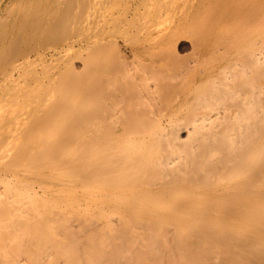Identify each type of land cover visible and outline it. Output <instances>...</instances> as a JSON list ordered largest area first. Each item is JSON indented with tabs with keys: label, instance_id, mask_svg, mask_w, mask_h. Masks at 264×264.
<instances>
[{
	"label": "bare ground",
	"instance_id": "6f19581e",
	"mask_svg": "<svg viewBox=\"0 0 264 264\" xmlns=\"http://www.w3.org/2000/svg\"><path fill=\"white\" fill-rule=\"evenodd\" d=\"M143 1L159 21L170 3ZM113 2L0 0V264H264V0L185 58L171 26L160 33L165 20L151 18L130 46L91 45L90 33L132 40L126 22L118 27L127 5L97 27ZM87 44L76 68L74 55L58 63ZM48 58L58 64L40 68ZM56 174L114 208L110 231L77 235L54 213L66 244L47 232L50 219L35 211L52 197L34 211L28 198Z\"/></svg>",
	"mask_w": 264,
	"mask_h": 264
},
{
	"label": "rangeland",
	"instance_id": "374dc122",
	"mask_svg": "<svg viewBox=\"0 0 264 264\" xmlns=\"http://www.w3.org/2000/svg\"><path fill=\"white\" fill-rule=\"evenodd\" d=\"M117 1L118 0H114V2L111 3L110 6H108L109 8H107L105 11L100 12V14L97 13L96 18L99 20L97 27L98 28H101V27L106 28L108 26V19L106 20L107 16H110V17H114L115 18V15H116V18L118 19V17H120V15H121L120 14V10H121V13L123 14L125 12L124 9L128 6L129 13L128 12L127 13L125 12L126 13V14L124 13L125 16L119 18L121 20V22L119 23L120 25L118 27L120 28V31H122L121 30L122 27H120V26H124V23L126 22L125 23L126 25L124 27H126L129 30H126L125 28H122V29L123 30L125 29V31H127V32L130 31L129 33H126L125 32L128 35V37H130L131 34L134 32V34L136 33L137 34V37H139V38L136 37V34L135 35L133 34V36H135V39L133 40L134 37L131 36V39L132 40H130V42H127V41H125V38L126 37L124 38V36L123 35H120L119 33L115 34V36L114 35H110V36L108 35V37L107 36L106 37H104V36L94 37L93 34L90 33V35H89L90 38H94L93 41H92V39L90 41V44L91 45L96 40L97 41H103L104 40V42H110V40H111L114 43H115V41H117V43H115V44L116 45L120 44L121 47L122 46H126V45L127 46L129 45L130 46L131 45V42H133L132 44H134V41L135 40H136L135 43L137 42L138 39H139V41L142 40V39H140V37L142 38L143 35L141 36V33H140V35H138L139 32H137V31H139L138 29H140V27L143 24L142 20L144 21V19H145L146 22H147L148 21L147 20L148 18L149 19L150 18L151 19L154 18L152 20L150 19L147 22V23L150 24V22L152 23V22L157 21L159 19V18L158 19L155 18L156 17L155 16L156 15L155 13L157 12L156 11V8H157L156 7V4H152L151 5V3H149V2L147 3L146 2L145 5L143 6V4H144V1L143 0H140V1L139 0H135V1L134 0H123V1L119 0L120 2L116 3ZM169 1H170V3H168V6L169 7L166 6L167 9L161 11V14H164V15L160 16V19H161L160 21L165 20V22L163 23V27L162 26L160 27V29H161L160 30V33L161 32H166V30H167L166 33H168L169 32V27L171 26L170 27L171 28L170 29L171 31L168 34L171 33V35H173V37H175V39H173V42L174 41L176 42V43L174 42V44H176V49H177L178 53L181 55V58H185V56H187V54H188V56H190V53H188V51L190 52L191 46L194 43V41H195V43L196 42H201L199 40L202 37H204V41L206 42L207 45H211L212 42H213V44H214V42H215V44H217L218 42H221L223 40V38H225V34L227 33V32H224V30L228 29L229 28V25L230 26H233L232 23H234L235 20H236L234 17L235 16H238V13L239 12H240L239 15H241V13L242 14H246L247 12H250V10H251V4L253 3L254 0H251V2H250V0H249V2H247L248 0H241V2L238 0L239 1L238 4H237V2H235L236 0L235 1L234 0L233 1L232 0H215V1L214 0H207V1H205V0H202V1L201 0L200 1L199 0H188V1L187 0H179V1L178 0L177 1L176 0H169ZM186 1H187V3L190 4L186 8V11H185L186 14H185V12H182L183 14H179V15L176 14V13L174 14L173 12L175 11V9H176V12H177V9L178 10L179 9L181 10V7L185 6L184 4L187 5V3H185ZM121 2H124L125 4H123V3L121 4ZM137 2H138V4H136ZM231 3H232V5H231ZM206 4L209 5L210 8ZM244 4H245V6H244ZM121 5H122V7H121ZM201 5H203V6H201ZM197 6H199V7L197 8ZM146 7H147V12H146ZM194 7H196L197 9L194 10L195 9ZM202 7L203 8L205 7V8L201 10ZM115 8H116L117 11H114ZM131 8L132 9L133 8H136L135 10L137 12L136 11H133ZM233 8H235V9H233ZM126 10H127V8H126ZM132 11L134 12L133 13L134 15L132 14ZM198 11H199V13H198ZM226 11H229L228 13L230 15L229 14L226 15L227 14ZM115 12H116V14H115ZM117 12H119V15L118 16H117V14H118ZM220 12H221V14H220ZM153 13H154V15H152ZM215 13L218 14V15H216ZM170 15H171V17H170ZM180 15H181V17L184 16V19H182L181 17H179ZM219 15L222 18H220L219 20H217L216 18ZM223 15H225L224 18H223ZM104 16H105V18H104L105 19V22L103 20V17ZM121 16H123V15H121ZM200 17H201V19H200ZM124 18L126 20L127 19H129V20L126 21V20H124ZM179 18H180V21L178 20ZM192 18H194L193 19L194 21L192 20ZM169 19H171V20H169ZM211 19H212V22L210 23ZM122 20L124 21L123 23H122ZM214 20H216V23H215ZM192 21H193V23H192ZM167 22H169V23L166 24ZM174 22L175 23L177 22L179 25H176L177 23L175 24ZM188 22H191L192 25L190 23L188 25ZM136 23L138 25H136ZM171 23H172V25H170ZM213 23H215V24H213ZM100 24L102 26H100ZM173 24L176 27H174ZM195 24H197L199 26V28H200V26H202L201 28L203 30H206L205 27H208L210 24H212L210 26L211 27L213 26V27L211 28L209 26V28L206 30L207 32L201 30L202 32H205V35H203L201 37L200 36H197V37H200V38H197L196 35L199 33L198 30H200L201 28L198 29V27H196L197 25H195ZM185 25H187V26H185ZM194 25H195L196 29H198V30H195V28L193 27ZM138 26H139V28H138ZM227 26H228V28H226ZM134 28L137 29V31L135 30L136 32L133 30ZM182 28H183V30H182ZM192 31H194V32H192ZM197 31H198V33H197ZM181 35H183V36H181ZM219 36L222 37V38H220ZM208 37H209V39H208ZM105 38H107V39H105ZM195 38H197V40ZM190 40H192L191 43H189ZM125 42H126V44H125ZM165 42H167V41H164L162 43L165 44ZM90 44L85 45L86 48L84 46L77 45L75 47V49L72 50V52H69L68 53L69 54L68 56L66 55V56L62 57V59H59V61L61 60V62H59L58 59H56V60L61 65L62 61L64 62V61L68 60V58L71 59L72 55H74L73 56L74 58L72 57L71 60H68L69 61L68 63L69 64H73L74 68H76V66L78 65V63L81 62V59L78 60L79 62L76 61L79 58L77 55L79 54L81 57H85V54H86V51H87L85 49H87L88 46H91ZM78 49H82L81 50V53H79L80 50L77 51ZM75 51H77V52H75ZM185 53H186V55H185ZM63 59H66V60H63ZM46 60L47 61L48 60L49 61L50 60L52 61V60H55V59H49L48 58ZM46 60H44L42 63L41 62H37V64L39 65V63H40L39 66H41L43 63H44V65H47L48 63L51 64L53 62V61L52 62H49V61L47 62ZM56 60H55V62H56ZM55 62H53V64H55ZM38 65H36L35 68L37 69V67H38L37 72L39 71L38 73H41L40 72V70H41L40 68H43L44 66L42 65L43 67L41 66L39 68ZM61 67H63V66H61ZM42 72H43V70H42ZM72 148L73 147L71 146V150H73ZM23 174H25V173H21V172L15 173L14 174V179L15 180H19L23 176ZM58 179H60V178H59V176H57V174L54 175V176L52 175L48 179V181L43 185V187H42L43 189L42 190L41 189L39 190V188L36 185H33V187H34L35 191H37V193L34 194L33 196H31V198H28V200L30 199L29 201H31L30 202L31 203L30 204L31 205L30 208L34 211L33 208H34L35 200H41L44 193L47 196H49L50 198L52 197L50 203L45 202L44 205H43V208H41L40 211H35V212L38 215H40V217H43V220L44 219L45 220L46 219H50V221L47 222V224L44 225V227L46 228L47 232H49L53 236V238H56V239L60 240V242L63 241L64 244H66V241H67L66 238L64 239L63 236H61L60 234H58L59 233L58 232V229H59V222L58 221L59 220H58V218L54 217V213L58 214V216H63L64 215V217H66L67 219L73 220L74 221V224H75V227H74L73 230L75 231V233L77 235H79L81 229L86 230L88 227H91V228L93 227L94 228L95 226H97V227H99V230H101L102 232H103L102 229L105 230V228L108 231L111 230V226L108 223V218L109 219L110 218H118V214L116 213V211L114 210V208L111 207L112 210H110L109 208H106L104 206V204H101V202L92 199V197H90V195H92V193L95 194L96 191L94 189H87V188L81 187L77 183H70V182L69 183L68 182L59 183ZM23 182H32V181L28 179V180H24ZM108 214L110 215V217L107 216ZM122 221H123V224L125 226L129 227L131 230H134L136 228V224L134 222V219L128 220L126 217H124V218H122ZM80 235H81V233H80Z\"/></svg>",
	"mask_w": 264,
	"mask_h": 264
}]
</instances>
